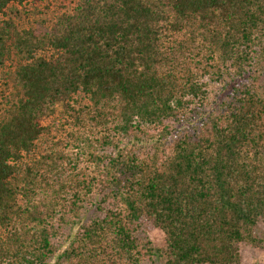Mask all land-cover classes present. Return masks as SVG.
Instances as JSON below:
<instances>
[{"label": "trees", "instance_id": "obj_1", "mask_svg": "<svg viewBox=\"0 0 264 264\" xmlns=\"http://www.w3.org/2000/svg\"><path fill=\"white\" fill-rule=\"evenodd\" d=\"M261 219L264 0H0V264H241Z\"/></svg>", "mask_w": 264, "mask_h": 264}, {"label": "rangeland", "instance_id": "obj_2", "mask_svg": "<svg viewBox=\"0 0 264 264\" xmlns=\"http://www.w3.org/2000/svg\"><path fill=\"white\" fill-rule=\"evenodd\" d=\"M21 8L18 7V10ZM15 12V10H14ZM64 108V103L59 101L56 105L57 113L59 114ZM146 230L153 242L162 247L165 242V233L150 224L146 225ZM258 241L256 244L243 243L240 246L241 264H264V219H261L256 228Z\"/></svg>", "mask_w": 264, "mask_h": 264}]
</instances>
